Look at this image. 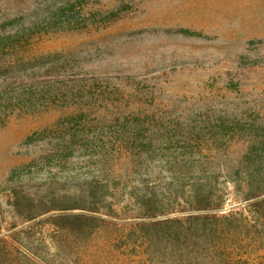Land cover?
Listing matches in <instances>:
<instances>
[{
  "label": "rangeland",
  "instance_id": "1",
  "mask_svg": "<svg viewBox=\"0 0 264 264\" xmlns=\"http://www.w3.org/2000/svg\"><path fill=\"white\" fill-rule=\"evenodd\" d=\"M0 232L22 264H264V0H0Z\"/></svg>",
  "mask_w": 264,
  "mask_h": 264
},
{
  "label": "trees",
  "instance_id": "2",
  "mask_svg": "<svg viewBox=\"0 0 264 264\" xmlns=\"http://www.w3.org/2000/svg\"><path fill=\"white\" fill-rule=\"evenodd\" d=\"M203 189L205 186H203ZM217 209L213 203V199L207 198L205 204L201 203L198 210H215ZM2 233L0 232V235ZM15 238L0 237V264H22L24 257L20 250L15 247ZM25 256V255H24ZM26 257V256H25Z\"/></svg>",
  "mask_w": 264,
  "mask_h": 264
}]
</instances>
